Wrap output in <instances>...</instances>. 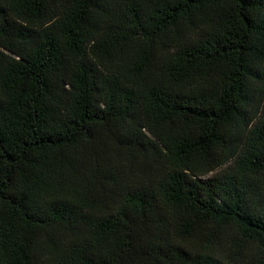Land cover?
Instances as JSON below:
<instances>
[{"label": "trees", "instance_id": "1", "mask_svg": "<svg viewBox=\"0 0 264 264\" xmlns=\"http://www.w3.org/2000/svg\"><path fill=\"white\" fill-rule=\"evenodd\" d=\"M0 264H264V0H0Z\"/></svg>", "mask_w": 264, "mask_h": 264}, {"label": "rangeland", "instance_id": "2", "mask_svg": "<svg viewBox=\"0 0 264 264\" xmlns=\"http://www.w3.org/2000/svg\"><path fill=\"white\" fill-rule=\"evenodd\" d=\"M254 261H256V260H254Z\"/></svg>", "mask_w": 264, "mask_h": 264}]
</instances>
